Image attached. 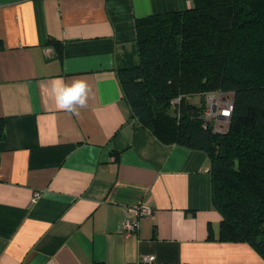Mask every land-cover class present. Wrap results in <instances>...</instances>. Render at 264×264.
Masks as SVG:
<instances>
[{
  "label": "crops",
  "instance_id": "0c3cea01",
  "mask_svg": "<svg viewBox=\"0 0 264 264\" xmlns=\"http://www.w3.org/2000/svg\"><path fill=\"white\" fill-rule=\"evenodd\" d=\"M191 6L0 0V264H264L219 238L207 154L137 123L117 79L136 18ZM58 77L91 85L79 116L56 108ZM141 204L151 214L123 235Z\"/></svg>",
  "mask_w": 264,
  "mask_h": 264
},
{
  "label": "trees",
  "instance_id": "16d2710c",
  "mask_svg": "<svg viewBox=\"0 0 264 264\" xmlns=\"http://www.w3.org/2000/svg\"><path fill=\"white\" fill-rule=\"evenodd\" d=\"M191 2L135 19L117 79L131 118L162 143L207 154L219 238L248 242L264 261V0ZM213 91L234 95L224 132L204 124Z\"/></svg>",
  "mask_w": 264,
  "mask_h": 264
},
{
  "label": "built area",
  "instance_id": "2783aa9c",
  "mask_svg": "<svg viewBox=\"0 0 264 264\" xmlns=\"http://www.w3.org/2000/svg\"><path fill=\"white\" fill-rule=\"evenodd\" d=\"M234 95L231 91H213L206 94L204 99L203 118L204 124H210L215 132L226 131L233 107ZM133 218L125 217L120 223L123 235H130L137 228V217L150 215L151 208L146 205H139L132 209ZM144 261H151V257L143 258Z\"/></svg>",
  "mask_w": 264,
  "mask_h": 264
},
{
  "label": "clouds",
  "instance_id": "9594fccd",
  "mask_svg": "<svg viewBox=\"0 0 264 264\" xmlns=\"http://www.w3.org/2000/svg\"><path fill=\"white\" fill-rule=\"evenodd\" d=\"M49 91L56 108L74 116H79L80 110L87 107L92 95L91 85L84 77L74 78L70 83L54 78Z\"/></svg>",
  "mask_w": 264,
  "mask_h": 264
},
{
  "label": "rangeland",
  "instance_id": "374dc122",
  "mask_svg": "<svg viewBox=\"0 0 264 264\" xmlns=\"http://www.w3.org/2000/svg\"><path fill=\"white\" fill-rule=\"evenodd\" d=\"M189 100L193 103L200 104L201 103V97L200 95L192 96L189 98Z\"/></svg>",
  "mask_w": 264,
  "mask_h": 264
}]
</instances>
